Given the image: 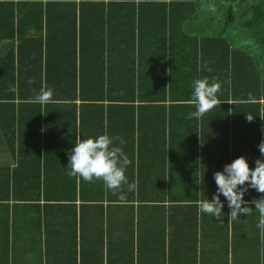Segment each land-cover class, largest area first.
I'll list each match as a JSON object with an SVG mask.
<instances>
[{"label": "trees", "instance_id": "obj_1", "mask_svg": "<svg viewBox=\"0 0 264 264\" xmlns=\"http://www.w3.org/2000/svg\"><path fill=\"white\" fill-rule=\"evenodd\" d=\"M2 42L11 48L0 79L8 78L6 90L18 89L0 88V103H11V143L22 108L37 141L41 121L47 137L51 110L62 112L61 131L74 143L85 130L120 134L115 144L132 161L126 176L137 184L132 192L124 185L128 203L197 206L216 193L213 174L224 165L245 156L254 169L261 158L264 0H0ZM204 77L221 83V104L188 119L196 110L188 103L193 81ZM43 84L54 89L52 102L32 103ZM149 149L157 163L140 165ZM140 173L157 178L156 200L141 196L150 184L141 186ZM261 196L249 188L244 200L255 206Z\"/></svg>", "mask_w": 264, "mask_h": 264}, {"label": "crops", "instance_id": "obj_2", "mask_svg": "<svg viewBox=\"0 0 264 264\" xmlns=\"http://www.w3.org/2000/svg\"><path fill=\"white\" fill-rule=\"evenodd\" d=\"M10 48V42L0 44V69ZM6 84L8 78L0 79L4 91ZM10 104L0 103V264H264L255 206L231 222L224 206L221 223L197 206L119 202L120 193L96 186L99 181L69 177L75 143L72 134L63 136L61 111L49 112L47 137L39 123L37 141L24 123L30 112L22 108L11 143ZM91 135L84 131V138ZM149 150L140 165L157 163L156 151ZM144 175L138 176L141 186L150 185L140 194L152 200L157 178Z\"/></svg>", "mask_w": 264, "mask_h": 264}, {"label": "clouds", "instance_id": "obj_3", "mask_svg": "<svg viewBox=\"0 0 264 264\" xmlns=\"http://www.w3.org/2000/svg\"><path fill=\"white\" fill-rule=\"evenodd\" d=\"M207 71L211 72V68H208ZM27 83L31 85L35 81L29 79ZM192 87L194 91L188 103L194 105L196 110L188 114V119H201L207 112L221 104L217 96L221 90V83L215 77L211 79V82L208 77L195 79ZM17 90L16 86H10L8 89L12 93ZM33 92L36 90L33 89ZM53 94L54 89L43 84L31 102L46 105L52 102ZM249 95L251 96V94ZM246 118L249 122L254 120L250 114H247ZM115 141L123 142L121 137H111L107 133L84 139L77 137L75 146L69 155L67 169H69V177H76L88 183L103 181L113 195L120 193L118 200L124 202L126 197L121 191L122 187L127 185V190L132 192L135 191L137 184L135 181L129 183L125 173L132 161L123 149L115 144ZM258 149L261 158L256 159L254 169L249 167L245 156H240L224 165L223 171L213 174L217 191L211 200L196 201L200 213L211 215L223 223L221 214L224 203L220 199L221 194L228 202L229 222L252 213L253 208L248 206L244 195L249 188L264 193V140H261ZM251 204L255 205V210L259 213L257 227L264 232V196L259 199L254 198Z\"/></svg>", "mask_w": 264, "mask_h": 264}, {"label": "built area", "instance_id": "obj_4", "mask_svg": "<svg viewBox=\"0 0 264 264\" xmlns=\"http://www.w3.org/2000/svg\"><path fill=\"white\" fill-rule=\"evenodd\" d=\"M264 104V102H263ZM261 140H264V129L262 130V133H261Z\"/></svg>", "mask_w": 264, "mask_h": 264}]
</instances>
